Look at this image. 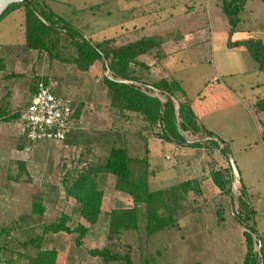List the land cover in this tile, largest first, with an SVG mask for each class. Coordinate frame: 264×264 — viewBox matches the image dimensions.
Wrapping results in <instances>:
<instances>
[{"label":"rangeland","instance_id":"374dc122","mask_svg":"<svg viewBox=\"0 0 264 264\" xmlns=\"http://www.w3.org/2000/svg\"><path fill=\"white\" fill-rule=\"evenodd\" d=\"M166 1L158 3L152 0H47L54 12L67 18L75 26L77 24L85 28L89 24L85 29V33L93 36L95 40H102L115 35L117 40L120 39L118 44H121L125 38L126 40L133 39V36L127 35V29H131L136 25L137 27L133 30H135L134 33H138V37H141V33H143L141 32V27L146 28L145 32L153 34L155 31L157 32V21L160 20L162 22L167 21L166 26L171 27L165 28L164 25L161 26L160 29L162 31L165 29V32H163L165 35L173 30L182 29L184 31L182 34L183 39L186 38L189 41L193 39L187 42V46L190 48H187L186 51L178 50V44L174 40H170L158 48V55H156V50L158 49H155L138 57L139 61L149 65V73L145 75L144 79L150 84V80L158 79L167 73L178 79L188 92L197 111H199L202 122L215 127L224 137L231 134L235 139L230 160H227L220 149L210 147L204 139L205 134L203 133L184 132L188 142H199L201 145L194 148L188 146L180 148L176 144L167 143L156 138V134L146 128L143 133L147 145L144 142L142 144L137 135V131L144 125L141 117L130 115L132 120L124 121L119 114L116 115L109 109L110 101L107 98L103 78L104 76L111 77V73L105 68L103 62L97 61L89 71L81 72L77 69L76 64L71 61V55L75 51L74 47L70 44L69 38L64 35L65 33L61 34L60 32V54L56 59H52L46 51L39 52L38 50L26 48V41L24 40L25 13L22 7L14 10V12H11L0 21V54L5 57L7 62L6 71L4 70V72L0 73V78L5 75L4 84L6 86L12 85V111L25 109L31 88L39 79H47V82L51 83L62 95L71 97L75 106L78 104L74 127L76 132L73 131L72 133L74 134L71 137L75 138L77 145L83 143L82 145L86 146H82L83 152L77 153L75 158L70 160V164L65 161L67 167L75 166L79 163L78 158L84 157L87 158L86 162L90 164L92 162L95 164L102 163L99 168H103L110 148L117 144L118 146L124 145L125 143L123 142L125 140V146H127L131 156L141 158L149 156L152 164L151 168L157 172L156 178L150 181L153 188H159L158 185L173 184L175 191L183 183L175 182V179L184 180L185 178H190L197 182H204V185H206L207 182H212L213 180L211 177L212 170L216 169L224 172L231 164L234 174L231 193L230 195L223 193V195L229 200L230 214L232 215L231 217L227 216V221L228 224L232 223L234 225L235 232L230 225L225 231V226L218 228L215 223H208L207 219L212 216L209 215L205 218L204 215L209 213L206 211L204 214L198 215L201 218V222H205L206 232H202L196 239L194 238V233L191 232L192 230H190L188 236L187 231L182 232L173 226H171L172 228L163 229L156 239L164 240L169 247L164 252L167 259L165 258L162 263L165 264L195 263L193 252L188 250L191 248L190 243L194 245L196 240L198 264H241L245 251L243 249L244 238L240 228L233 223L236 218L239 220L245 217L243 213L241 214V211H243L241 204L243 192L241 177L244 178L245 183H243L246 184L244 201L250 202V205H253L257 212L255 216L257 234H253L254 250L258 254L262 248L264 251V140L263 135L260 136L257 125L251 119L252 114L236 115L237 113L234 114V112L238 108L234 106H237L236 100L249 99L253 93H257L260 96L264 95V89L252 91L249 86L251 83L256 85L257 81H262L263 76L260 71L256 70V62L250 52L237 47H229L227 44L229 42L225 33V25H228V21L224 12L216 4L218 0H176V4H179L176 6L177 11L174 8L172 9L171 5L175 0ZM249 1L246 2L245 6ZM168 2H170L169 5L167 4ZM180 2L182 5H180ZM193 5L195 9H191V12H187L189 14H185L186 8ZM128 8H134V11H128ZM181 10L182 13H178ZM95 16L97 19L94 18ZM188 18L190 21H188ZM197 23L199 26V31L197 32L199 34L202 31L205 33V43L202 45L198 43L192 46V43L200 41V38L192 36L195 34L188 33L185 30L193 29V26L196 29ZM154 37H159V35ZM170 38H173V36ZM240 38L242 36L236 30L233 40ZM166 49L167 51L169 49L174 51L171 55L166 56L168 58L163 57V51ZM230 73H232V77L226 79L225 76L229 77L228 74ZM242 73H245V75H241ZM224 81L232 85V91L223 87ZM142 87L144 90L146 89L144 86ZM148 93L151 95L160 94L152 89ZM160 98L163 102L166 101L164 95L160 94ZM239 110H242V108H239ZM11 122V129L6 130L8 132L5 131L4 137L0 142L2 147L0 150V162L5 163L8 167L7 170H1L0 223L15 222L18 220L19 212L24 214L26 210H29L31 201L42 197L43 199L45 198L49 207L48 213L50 215H46L47 221H56L59 219L60 213L72 215L75 200L66 197L65 189H59L63 184L62 179L65 170L60 168V160L54 163V156L44 150L53 146L52 150L61 156L66 154V148L62 145L43 144L49 141H42L36 144L29 143L27 153L31 152L33 159L31 161L28 159L26 161L27 165L22 163L23 165L20 167L9 160L12 149L7 147H10L11 144L16 145V136H19L18 133H20L18 124ZM121 125H123V129L118 131ZM123 132H126V134H123ZM10 134H13V140L9 138L11 137ZM63 142V145H66L65 141ZM34 147L40 150L34 149ZM147 147L150 154L146 153ZM177 147L179 148L177 149ZM31 148L33 149L31 150ZM153 155L156 156L154 160ZM81 161H84V159H81ZM46 175H48L53 185L48 186L46 184L42 186L40 195L38 194L39 191L34 195L31 192V187L26 185L27 182H44ZM100 176L98 182H102V185L107 184V182L113 183L115 180L110 174L101 173ZM58 182L60 184L56 185ZM156 183L158 184L156 185ZM103 187L105 188L104 185ZM13 188L14 190L16 188L18 192L13 193ZM105 189L108 194H111L114 190L111 185H108ZM206 189L207 191L202 193L198 186L192 193L194 196L192 199L195 197L199 199L200 204H198V207L207 205L205 199L202 198L203 194L208 195L204 196L205 198L219 194L213 192L214 189H209V187H206ZM18 194H20L22 200L21 211L19 212L14 208L12 210L9 208L12 198L18 199ZM54 202L56 203L55 212L51 208ZM214 204L211 203V208L209 209L213 212L220 210L219 207H217L218 209L213 208ZM170 205L174 206L172 200H170ZM216 205L218 206L219 204ZM190 206L193 207L196 204L190 203ZM179 208H175L171 213L176 214ZM182 208L184 209L178 211L179 215L181 212L189 210V205H183ZM197 211L201 210L198 209ZM226 211L228 213L229 209L227 208ZM163 214L168 215L170 212L166 209ZM238 214H241V216L237 217L236 215ZM71 217L75 218L74 216ZM250 220L249 223L251 222ZM79 221L81 222L80 219ZM68 224L71 227L75 226L71 221ZM243 227L245 232H247L244 225ZM183 235L189 238L186 242H182L185 239L182 237ZM225 235L228 236L226 239ZM257 235L260 238L259 240H257ZM62 236L60 233L55 234L51 243L54 245L66 244V246L76 244L77 233H66ZM201 241L204 242V246H202ZM48 243H44V248L48 247ZM184 251L189 254V258L185 260L178 256ZM263 256L264 253L262 256L261 254L257 256L260 264L264 263L262 260ZM3 257L7 258V260L0 261V264H28L26 258L21 259L17 253H13L10 249L4 250ZM159 261L161 262V260Z\"/></svg>","mask_w":264,"mask_h":264},{"label":"trees","instance_id":"16d2710c","mask_svg":"<svg viewBox=\"0 0 264 264\" xmlns=\"http://www.w3.org/2000/svg\"><path fill=\"white\" fill-rule=\"evenodd\" d=\"M247 1L218 0V6L224 12L230 25L229 43L227 44L229 47H237L250 52L257 64V70L262 72L264 76L263 40L253 36L233 40L241 20L240 13ZM21 7L24 8L25 13L26 48L38 50L39 52L46 51L52 59H56L60 54V36L65 33L64 35L69 38L70 44L75 49L73 55H71V61L76 64L77 69L85 73L97 61L103 62L105 68L111 73V77L104 76L103 78L107 98L110 101L109 109L114 114H119L124 121L132 120L130 115L141 117L144 125L137 131V135L142 144L144 142L147 145L143 133L146 128L153 131L156 138L167 143L176 144L179 147L194 148L201 145L199 142H188L184 132L203 133L205 134L204 139L210 147L220 149L227 160H230L226 143L201 124L193 108L191 98L178 79L166 76L150 80V84L144 79L145 75L149 73V65L139 61L138 57L143 53H149L160 48L164 42L170 40L179 42V39L183 38L184 31L182 29L173 30L166 35H159V37H142L121 44H118L115 38L107 37L101 41H95L83 30L70 23L67 18L54 12L47 0H26L12 3L0 16V21ZM171 36L173 38H170ZM156 51V55H158L159 49ZM5 68L6 64L0 58V70H5ZM44 81L47 82V79ZM36 84L37 82L31 88L33 93L36 90ZM142 86L146 89L144 90ZM150 89L164 95L166 101L161 100L160 94H149ZM9 94L10 92L7 93V97H9ZM78 107L77 104L75 117L78 113ZM254 107L256 111H264V96L258 98ZM22 113L23 110H18L11 118H20L23 122ZM8 114H10L9 111ZM122 129L123 125L119 126L118 131ZM123 134H126V132H123ZM123 143L126 144V141L124 140ZM125 144L119 146L117 144L110 148L103 168H99L102 163L95 164L92 162L90 164L86 162L87 158L84 157H79V163L71 168L65 165L62 183L65 184L66 197L72 196L76 199L74 208L80 211L87 222H96L102 211L103 191L94 187V182L99 181L101 173L110 174L115 178V187L118 190L128 193L135 203L145 204L147 227L150 231L171 226L174 220L171 212L180 206L179 197H181V200L185 197L190 200L191 194L196 190L193 186L198 187L195 183L197 181L192 179L184 181L175 191L173 187L166 190L152 189L150 181L157 172L151 168L152 164L149 156L143 158L131 156ZM148 149L147 147L146 153L150 154ZM91 150L94 151L93 148ZM81 159H84V161H81ZM233 175L231 164L224 172L216 169L211 171L213 182L223 193L228 195L231 193ZM242 184L241 204L243 211H241V214L243 213L245 217L240 218L239 221L247 231L245 232L247 253L244 264H260L257 256L259 254L262 256L264 251L262 248L259 254L255 252L253 238V234H257L255 218L257 212L254 206L250 205V202L244 201L246 188L243 181ZM190 185L192 189H190ZM170 200L174 202L173 207L170 205ZM55 205L54 202L51 207L52 210H55ZM48 209L45 198L35 199L32 201L33 212L30 215H24L15 222L10 221L8 224L0 223V261L7 260L3 257V252L10 249L13 253H17L21 259L26 258L28 264H59V252L56 249H47L43 246L48 235L59 232H75L77 233L76 244H84L83 239L87 228L81 224L78 218L60 213L59 219L50 222L46 220ZM166 209L170 214H163ZM241 214L236 216H241ZM70 221L73 222L74 227L68 224ZM130 221L135 227L138 226L136 209L113 210L111 213V237H114L119 229L123 230V228L128 227ZM259 239L257 235V240ZM88 252L92 256L100 257L105 264H134L130 253L121 254L117 250L113 251L111 247L91 249ZM262 260L264 261V256Z\"/></svg>","mask_w":264,"mask_h":264},{"label":"crops","instance_id":"0c3cea01","mask_svg":"<svg viewBox=\"0 0 264 264\" xmlns=\"http://www.w3.org/2000/svg\"><path fill=\"white\" fill-rule=\"evenodd\" d=\"M136 1H141V0H136ZM152 1H156L158 3L167 2L166 0H152ZM176 3L177 2L175 0L171 5H172V9L174 8V10L177 11L176 6L179 4H176ZM167 4L169 5L170 2H168ZM216 4L218 6V1L216 2ZM180 5H182L181 2H180ZM191 9H195L194 5L186 8L187 11L185 12V14H189L187 12H189ZM128 11L133 12L134 8H128ZM178 13H182V10ZM94 18L97 19L96 16ZM90 19H91V17H90ZM92 19H93V15H92ZM240 19L241 20H240V23H239L238 29H237L239 35H241L242 37H249V36L257 37V38L262 39L264 42V0H250L247 3V5L244 7V9L241 11ZM188 21H190L189 18H188ZM166 22L167 21L162 22L161 20L157 21V26H158V27H156L157 32L155 31V33H153L154 35L151 33L145 32L146 28L141 27V32H143V33H141V35H142L141 37H138L137 32L134 33L135 30H133V29L135 27H137L136 25H134L131 29H127V31H126L128 36H133V39L126 40V38H125V39H123V41L121 43L134 41V40H137V39L142 38V37H152L155 35H165V33H163V32H165V29L162 31L160 28L162 25H164L165 28L169 27V26H166ZM90 24H91V22H90ZM227 24H228V22H227ZM87 26L85 28H83V27L76 24V27L80 28L84 32H85V29L87 28ZM196 27H197L196 29L193 26V29L185 30L188 33L195 34L192 36H194V37L197 36L198 38H200V41H195L194 43H192V46L194 44L197 45L198 43L200 45L205 43V39H204L205 33L203 31L200 34L197 32V31H199L198 23H197ZM169 28H171V27H169ZM168 29H166V30H168ZM229 29H230V25L229 24L225 25V33L227 34V36H228ZM131 33H133V35H131ZM24 34H25V32H24ZM88 36L92 37V39L95 40L93 38V36H90V35H88ZM107 38H115L117 40L115 35L109 36ZM213 39L214 38L212 36V40ZM24 40H26V37ZM118 40H120V39H118ZM118 40H117V42H118ZM191 40H193V39H191ZM95 41H101V40H95ZM190 41H189V39H186V38L183 39L182 38V39H179V42H176V41L175 42L179 46L178 50L186 51L187 48H190L189 46H187V42H190ZM175 42H173V44H175ZM174 51H175V49H174ZM174 51L171 49H169L168 51H167V49L164 50L163 51V57H166L167 55H171L172 53H174ZM0 58H2L4 60V63L7 65L5 57L0 54ZM166 58H168V57H166ZM6 68H7V66H6ZM6 68H5V71H6ZM256 70H257V64H256ZM1 72H4V70H0V73ZM241 75H245V73H242ZM166 76L173 77V75H171L170 73H167L166 75L161 76V77H166ZM228 76L229 77L225 76V78L226 79L231 78L232 73L228 74ZM262 76H263V73H262ZM4 78H5V75L4 76L2 75V78H0V142L2 141V139L4 137L5 131L11 129V126H10V123H12L11 121L16 122L18 124L19 130H20V133H18L19 136H16V145L11 144V146L7 147V148L12 149L11 155H10L11 158L9 160L12 163H15L18 166L22 167V165H23L22 163H25L24 165H27L26 161L28 159L30 161L33 159L32 154H30L31 152L29 154L27 153V151L29 149L28 144L30 142L28 141L26 136L23 134L22 128L24 127V123L21 121V119L20 118H18V119L11 118V116L14 113H16L19 109L16 111H12V97H11L12 85L9 84L6 86L4 84ZM224 82H225V84H222L223 87L229 91H232L233 90L232 85L227 81H224ZM263 82H264V76L262 77V81H260V80L257 81L256 85L251 83V84H249V86L251 87L252 91H255L257 89H264ZM53 88L55 89L54 86H53ZM183 88L185 89L184 86H183ZM239 89L243 90L242 88H239ZM8 92H10V97L6 96V94ZM55 92L58 94L60 93L56 89H55ZM33 94L34 93L32 92V89H31V93H30V96H29V99H28L26 105H28V103L31 101ZM60 94L62 95V93H60ZM263 96H260L257 93H253V95L249 99L236 100L237 106H234L235 108H238V110L236 112H234V114L237 113L236 115L244 116L248 113L252 114L251 119L257 125V128L259 129V132H260V136H262L263 132H264V111H260V112L256 111L254 105H255L256 101L258 100V98L263 97ZM193 108H194L195 112L197 113L201 124L204 125L215 136H217L219 139H221L222 141H224L226 143L229 156L232 157V150H233L232 145L234 144L235 139L231 136V134H229V136L225 135V137H224V135H222L220 132H218L215 127L209 126V125L203 123L201 118H200L199 111H197L194 103H193ZM239 108H242V110H239ZM20 110H22V109H20ZM8 111L10 114H8ZM73 131H74V129L70 132L71 135L69 134L67 139L65 140L66 145H63L64 142L63 143L62 142H51V143L46 142V143H43L45 145L53 144L54 146L62 145L66 148L65 149L66 154H62L61 156H59V153L54 152L52 150V148H54L53 146H51L50 148L44 149L54 156V160H55L54 163H56L57 160H60L59 165H60L61 169H63L65 165L67 166L65 161L68 162V164H70L71 163L70 160L72 158H75L77 153H79V152L81 153V151L83 152V149H81L82 146H86V145H82L83 143L82 144L79 143L78 145L76 144L75 138L71 137L72 134H74V133H72ZM6 132H8V131H6ZM74 132H76V131H74ZM10 136H11V137H9L10 139H12L14 137L13 134H10ZM1 148L2 147L0 146V150H1ZM178 148L179 147H177V149ZM180 148H182V147H180ZM32 149L33 148H31V150ZM34 149L40 150L37 147H34ZM154 158L156 159L155 155H153V160H154ZM232 160H233V158H232ZM60 162H61V164H60ZM235 166H236V163H235ZM7 169H8V167L5 165V163L0 162V177H2L1 170H7ZM234 169H235V167H234ZM9 172H10V170H9ZM155 178H156V175H155L154 179ZM110 179H112V178H110ZM189 179L190 178H185L184 180H180V179L176 180L175 179V182L180 183V182L187 181ZM241 179L244 182V178L241 177ZM94 183H95L94 187H97L98 189H101V191H103V196H102V200H101L103 206H102V211L99 214L97 221L94 223L87 222L85 220L84 216H82V214L80 213V211L75 209L74 207L72 209V212H73L72 215H69L66 213L70 217L74 216V217L80 219L81 224H83L87 228L86 235L83 239L84 244L83 245L74 244L73 246H66V244L54 245L53 243H51L52 237L55 236V234L60 233L61 237H63L62 235H65L66 232H59V233L51 234L46 238L45 242H49L47 249H56L59 252L58 263L59 264H105L100 257H95V256H92L91 254H89L88 250L103 249L105 247H111L113 249V251L117 250L121 254L130 253V255L133 258L134 264H165V263H162V261L164 262V259L167 257V256H165L164 252H166V250H168L169 247L167 244H165L164 240L156 239V237L165 228H163L161 230H154V231H150L148 229V227H147V212H146L145 204L135 203L133 198L128 193L118 190L115 187V184H116L115 180L113 183L107 182V184H103L105 186V188L108 185L112 186V188L114 190H113V192H111V194H108L106 192V189L103 187L102 182H94ZM46 184L48 186L53 185L50 182V178H48V175L45 176L44 182H27L26 185L31 187L30 188L31 192H33L34 195L37 194L36 193L37 191H39L38 194L40 195L41 187L45 186ZM58 184H60V183L58 182L56 185H58ZM157 184L158 183H156V185ZM196 184H198L202 193L207 191L206 187H209V189H214L213 192H217L219 194L215 195L213 197H209V198L208 197L205 198L204 196H208V195L203 194L202 198L205 199V203L207 204L206 206H203V207H198V204H200L198 197H195L192 199L193 196H191L190 200L189 199L187 200L188 197H185L183 200H181V197H179L180 201H181L180 206H179L180 208L178 207L179 210L176 211V214L172 213L174 220H173V224H171V226L176 227L177 229L181 230L182 232L187 231L188 236H189L190 230H192L191 232L194 233V238L196 239V237L201 235L202 232H206L205 222H201V218L198 215H202L207 211L209 213H208V215H204L205 218H207L209 215L212 216V217L207 219L208 223H215V225L218 228H222V226H225V231H227V228L230 225V227L234 231V225H232V223L228 224V221H227V216H229V217L232 216L230 214V206H229L228 198L223 195V192L217 187V185L213 182V180H212V182H207L206 185H204V182H196ZM64 185L62 184L59 187V189H65ZM150 186L152 187V189H156V190L165 189L166 190V189H170L171 187H173V184L172 185H162L163 187L161 185H158L159 188H153V186L150 182ZM193 187L196 188L195 186H193ZM190 189H192L191 185H190ZM13 190H14V188H13ZM12 192L17 193L18 191H16V188H15V190ZM18 195H19L18 199L12 198V201L10 202V205H9L10 210H12V208H14L17 212L21 211V206H22V200H21L20 194H18ZM69 198L76 201V199L72 196H70ZM13 199H14V201H13ZM217 201H219V202H217ZM188 202H190L191 204H194V205L196 204V206L191 207L190 203H188ZM211 203L212 204L215 203L213 205V208L218 209L217 207H219L220 210H216L215 212L210 210L209 208H211V205H210ZM108 204H109V208H108ZM187 204L189 205V210H185V212H181V213L179 212L180 213V215H179L178 211L183 210L184 209V208H182L183 205L186 206ZM216 204H219V205L217 206ZM227 208L229 209L228 213L226 211ZM118 209H121V210L136 209L137 210V219H138L137 225L138 226L135 227L132 224V221H130L131 223H129L128 227L123 228V230L119 229L117 231V233H115L114 237H111V234H110V232H111V213L113 210H118ZM198 209L201 211H197ZM53 211L55 212L56 208ZM32 212L33 211H32V201H31V206L29 207V210H26L24 214L19 212L18 219L23 217L24 215H26V216L30 215ZM212 213H213V215H212ZM47 215H50V214L48 213ZM233 223L235 224V226H238V228H240L241 232L243 233V238H244V241H243V247L244 248L243 249L245 251H244V259L241 262V264H244L245 255H246V251H247L245 229H244L242 223L239 220H237V218L235 219V221ZM256 225H257V223H256ZM171 226L166 227V228H172ZM117 228H119V227H117ZM182 237L185 238L182 242H186L187 239H189L188 237L186 238L184 235ZM227 237L228 236L225 235V239ZM196 243H197V240H196L194 245H193V243L192 244L190 243L191 248L188 250V251H192L193 256L195 257V260H194L195 263H193V264H198V262H199V259L197 257ZM201 244H202V246H204L203 241H201ZM198 245H199V243H198ZM199 247L201 248V245H199ZM188 255L189 254H187V251H184V253H180L178 256H179V258H183V260H185V259L189 258ZM159 260H161V262Z\"/></svg>","mask_w":264,"mask_h":264},{"label":"built area","instance_id":"2783aa9c","mask_svg":"<svg viewBox=\"0 0 264 264\" xmlns=\"http://www.w3.org/2000/svg\"><path fill=\"white\" fill-rule=\"evenodd\" d=\"M74 114L73 99L56 93L51 83L39 79L32 99L22 113L23 134L34 144L63 142L75 127Z\"/></svg>","mask_w":264,"mask_h":264},{"label":"water","instance_id":"95a60500","mask_svg":"<svg viewBox=\"0 0 264 264\" xmlns=\"http://www.w3.org/2000/svg\"><path fill=\"white\" fill-rule=\"evenodd\" d=\"M26 0H0V16L6 11L10 4Z\"/></svg>","mask_w":264,"mask_h":264},{"label":"clouds","instance_id":"9594fccd","mask_svg":"<svg viewBox=\"0 0 264 264\" xmlns=\"http://www.w3.org/2000/svg\"><path fill=\"white\" fill-rule=\"evenodd\" d=\"M234 164V163H233Z\"/></svg>","mask_w":264,"mask_h":264}]
</instances>
